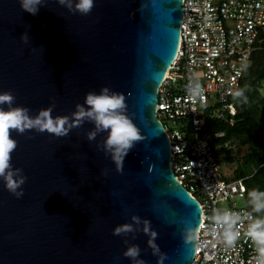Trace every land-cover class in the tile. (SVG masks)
Returning <instances> with one entry per match:
<instances>
[{"label":"water","instance_id":"95a60500","mask_svg":"<svg viewBox=\"0 0 264 264\" xmlns=\"http://www.w3.org/2000/svg\"><path fill=\"white\" fill-rule=\"evenodd\" d=\"M182 16V0H94L87 15L74 0L71 10L42 0L35 15L18 0H0V91L13 93V106L70 116L86 93L108 87L123 96L122 111L141 137L118 168L104 149L107 132L87 138L90 122L60 137L12 130L11 164L27 179L21 198L0 179V264H132L123 256L131 245L145 264H158L144 221L163 264L192 262L196 235L190 241L186 232L197 234L201 207L172 170L156 115ZM122 224L133 231L113 235Z\"/></svg>","mask_w":264,"mask_h":264},{"label":"built area","instance_id":"2783aa9c","mask_svg":"<svg viewBox=\"0 0 264 264\" xmlns=\"http://www.w3.org/2000/svg\"><path fill=\"white\" fill-rule=\"evenodd\" d=\"M182 8L177 54L158 88L156 115L169 136L172 170L201 207L190 264H254V246L243 235L247 221L233 247L215 235L209 219L214 210L243 214L251 209L230 201L245 198L244 178L223 180L213 148L201 135L211 106L218 119L233 124L237 107L231 93L240 89L252 52L264 47V0H182ZM195 77L202 99L187 92ZM222 201L226 207L219 206Z\"/></svg>","mask_w":264,"mask_h":264},{"label":"clouds","instance_id":"9594fccd","mask_svg":"<svg viewBox=\"0 0 264 264\" xmlns=\"http://www.w3.org/2000/svg\"><path fill=\"white\" fill-rule=\"evenodd\" d=\"M23 11L35 15L42 0H18ZM59 3L66 5L71 10L73 0H59ZM94 6V0H74V7L81 15L90 13ZM22 39L26 42L27 36ZM190 80L187 87L188 95L196 100L203 98V88L199 83ZM234 98L244 96L243 89H236L231 93ZM15 96L9 91H0V179L4 182L5 189L16 198H21L24 194L22 186L27 177L20 168H14L11 164V154L16 149L17 142L11 137L10 132L14 130L18 134L25 133L26 130L36 132L47 131L57 137L65 136L73 127H79L84 122L94 125V131L87 133L89 140L95 139L97 133L107 132L104 140V149L110 152L112 159L118 168L122 164L124 157L132 148L135 141L139 140L138 128L123 113L125 107L124 98L119 93L111 91L108 87H102L97 93L89 91L85 94L84 103L76 104L75 111L71 115L53 116L52 107L40 110L35 116L30 115L29 109L22 106H13ZM7 106L6 108L4 106ZM247 203L251 206V212L243 214L225 209H216L209 219L213 222L216 230L215 235L227 247H233L241 237L240 228L247 221L243 235L252 242L255 249L254 264H264V191L254 188L248 191ZM258 213L260 215H253ZM139 223L137 217L132 218ZM133 231L132 224H122L113 229V235H121ZM143 231L149 234V246L153 254H158V264H163L166 258L160 253L159 248L154 243L155 232H150L149 222L144 221ZM195 232H186V238L193 240ZM140 248L131 245L123 252V256L129 258L132 264H145L141 259Z\"/></svg>","mask_w":264,"mask_h":264},{"label":"trees","instance_id":"16d2710c","mask_svg":"<svg viewBox=\"0 0 264 264\" xmlns=\"http://www.w3.org/2000/svg\"><path fill=\"white\" fill-rule=\"evenodd\" d=\"M262 81L264 47L252 52L243 72L240 89L244 90V96L233 100L237 107L233 124L216 117V106L209 107L203 115L201 136L208 141L215 155L227 163H235L233 177L229 180L244 178V206L249 209L248 191L254 188L264 191V97L259 91ZM236 145L246 147V152L240 157L234 153Z\"/></svg>","mask_w":264,"mask_h":264},{"label":"rangeland","instance_id":"374dc122","mask_svg":"<svg viewBox=\"0 0 264 264\" xmlns=\"http://www.w3.org/2000/svg\"><path fill=\"white\" fill-rule=\"evenodd\" d=\"M259 91H260L261 95L264 97V81H262L261 87L259 88ZM245 152H246L245 146L236 145L234 153L237 157L242 156ZM214 156H215L216 160L219 161L218 163L220 164V167H221L220 169H221L223 180L227 181V180L231 179L233 177V171H234L233 169L236 166L235 163H232V162L227 163L226 161L223 160L222 157H219L215 154H214ZM230 201L232 203L238 205V206L244 205V199L239 198V197H236ZM227 204H228L227 201L219 202L220 207H226Z\"/></svg>","mask_w":264,"mask_h":264},{"label":"bare ground","instance_id":"6f19581e","mask_svg":"<svg viewBox=\"0 0 264 264\" xmlns=\"http://www.w3.org/2000/svg\"><path fill=\"white\" fill-rule=\"evenodd\" d=\"M167 71L165 72V75H166Z\"/></svg>","mask_w":264,"mask_h":264}]
</instances>
